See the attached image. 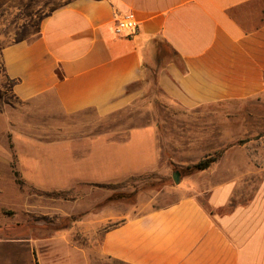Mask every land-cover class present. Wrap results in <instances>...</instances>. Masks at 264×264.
I'll use <instances>...</instances> for the list:
<instances>
[{"label":"crops","instance_id":"obj_1","mask_svg":"<svg viewBox=\"0 0 264 264\" xmlns=\"http://www.w3.org/2000/svg\"><path fill=\"white\" fill-rule=\"evenodd\" d=\"M129 11L137 31L116 34V17ZM0 65L18 102L50 100L64 114L119 110L152 71L163 96L186 110L264 98V0H58L32 38L0 49ZM141 139L131 155L152 160L151 126L99 145L112 152ZM206 203L187 195L125 217L103 231L100 251L120 264H264V181L244 203L230 183L211 187ZM58 236L0 238V264H65Z\"/></svg>","mask_w":264,"mask_h":264},{"label":"rangeland","instance_id":"obj_2","mask_svg":"<svg viewBox=\"0 0 264 264\" xmlns=\"http://www.w3.org/2000/svg\"><path fill=\"white\" fill-rule=\"evenodd\" d=\"M57 3L0 0V49L32 38ZM128 92L132 101L114 112L64 114L50 100L18 102L0 65V238L63 234L67 248L56 243L64 249L55 255L65 264H120L102 255L100 241L123 218L187 195L209 209L207 192L223 183L234 185L235 203H244L263 183L264 98L186 110L163 96L153 71ZM148 126L155 129L152 160L129 151L142 139L112 152L99 145L126 142L130 129ZM213 155L207 169H193ZM48 243L52 250L54 241Z\"/></svg>","mask_w":264,"mask_h":264},{"label":"built area","instance_id":"obj_3","mask_svg":"<svg viewBox=\"0 0 264 264\" xmlns=\"http://www.w3.org/2000/svg\"><path fill=\"white\" fill-rule=\"evenodd\" d=\"M138 29V20L132 11H129L121 16L116 17L114 31L118 35L125 32L134 34Z\"/></svg>","mask_w":264,"mask_h":264},{"label":"trees","instance_id":"obj_4","mask_svg":"<svg viewBox=\"0 0 264 264\" xmlns=\"http://www.w3.org/2000/svg\"><path fill=\"white\" fill-rule=\"evenodd\" d=\"M162 52V51H160ZM217 160V156H207L193 165V169L204 170L207 169L213 162Z\"/></svg>","mask_w":264,"mask_h":264},{"label":"water","instance_id":"obj_5","mask_svg":"<svg viewBox=\"0 0 264 264\" xmlns=\"http://www.w3.org/2000/svg\"><path fill=\"white\" fill-rule=\"evenodd\" d=\"M172 178H173L174 182H176V183L179 182V176H178L177 172H173Z\"/></svg>","mask_w":264,"mask_h":264}]
</instances>
